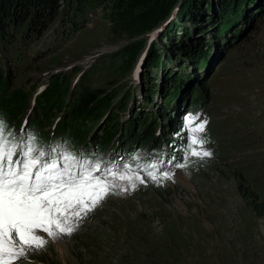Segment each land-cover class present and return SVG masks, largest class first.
<instances>
[{
	"label": "rangeland",
	"instance_id": "rangeland-1",
	"mask_svg": "<svg viewBox=\"0 0 264 264\" xmlns=\"http://www.w3.org/2000/svg\"><path fill=\"white\" fill-rule=\"evenodd\" d=\"M115 1L96 4L95 9L86 6L73 18L69 12L63 16L64 25L60 22L57 33L51 31L28 46L17 42L7 50L11 65L7 64L6 70L12 78L5 93L0 92V119L8 129L15 133L29 124L30 133L32 124L43 120L37 131L39 141L63 135L68 151L101 163L102 171L97 175L113 168L131 177L113 181L109 176L111 191L75 222L70 236L53 240L38 232L47 240L45 247L38 249L42 254L39 261L264 264V216L255 209L256 204L264 203V16L239 20L237 31L233 24L221 26V40H216L209 25L183 22L179 17L170 32L177 43L199 40L203 47V58L198 53L197 62L192 63L172 52L171 59L164 60L169 42H161V38L176 20L177 11L171 21L157 26L161 27L159 33L151 32L155 27L142 33L133 28L129 34L118 25L112 6ZM72 8L73 14L77 7L74 4ZM214 8L207 16L216 21L219 6ZM76 24L80 27L74 28ZM235 35L238 38L232 41ZM229 37L231 48L227 46ZM145 40V48L137 53V44ZM152 49L163 56L161 66L152 64ZM99 52L103 54L95 59L83 80L74 84L85 68L81 63ZM47 73L48 77L43 78ZM47 79L51 80L49 91L27 120L33 93ZM150 88L153 94H149ZM147 95L149 100L145 99ZM175 102L187 111L173 113L170 107ZM164 108H170V113ZM69 114L83 120L72 133L77 138L70 133L73 123ZM189 114L198 117L197 125L207 121L204 131L198 133L206 142L202 147H193L209 151V157L191 155L189 133L184 128ZM56 117L64 118L53 131ZM131 122L136 123L134 132L138 135L128 139ZM155 122L165 126L167 136L163 139L169 148L167 154L160 152L151 165L143 159L147 150L139 152L134 144L144 131L148 134L147 148L157 129ZM122 134L124 140L119 144ZM38 146L46 151L43 143ZM109 155L123 161L116 163ZM124 165L129 169L125 170ZM148 172L157 179H151ZM165 172L172 178L165 179ZM32 255L34 251L17 264H33L31 259L38 257Z\"/></svg>",
	"mask_w": 264,
	"mask_h": 264
},
{
	"label": "snow or ice",
	"instance_id": "snow-or-ice-1",
	"mask_svg": "<svg viewBox=\"0 0 264 264\" xmlns=\"http://www.w3.org/2000/svg\"><path fill=\"white\" fill-rule=\"evenodd\" d=\"M198 117H185L191 155L209 157V151H197L195 145L206 142L198 133L207 121L195 124ZM23 131V130H22ZM125 170L128 165L123 166ZM184 167V165H177ZM100 162L81 159L56 146L45 152L36 138L16 140L15 134L0 119V264H17L29 253L44 248L47 240L71 235L76 223L97 207L111 191V176L131 180L130 176L113 168L103 169ZM148 176L156 180L152 172ZM165 179L172 177L163 173ZM143 182V181H141Z\"/></svg>",
	"mask_w": 264,
	"mask_h": 264
},
{
	"label": "trees",
	"instance_id": "trees-1",
	"mask_svg": "<svg viewBox=\"0 0 264 264\" xmlns=\"http://www.w3.org/2000/svg\"><path fill=\"white\" fill-rule=\"evenodd\" d=\"M106 1L107 0H0V50H2L4 54L2 55L0 53V62L2 63L0 66V92L5 93L8 85L7 82L9 83L12 78L3 67V60H5L7 64H10L11 62V59L7 57V50H9V48H14L13 45L17 42L21 43L23 46H28L32 42L40 40L45 34L50 32L52 27H54L57 23L62 22L63 26V16L68 15L69 12V14L72 15L71 18H73L78 15V11L82 12L86 6L95 9L96 4H102ZM208 1L116 0L112 6L115 11L114 15L117 16L118 25H120L127 32H131L133 28H135V31L141 29L140 33L147 30L149 31L150 29L152 30L160 23H163V21L165 22L166 20L171 19V17H173L172 15H174L177 11L176 20L172 21L171 24L167 26L164 31L163 38H161V42L165 39L166 42L170 43H168V45L174 47L169 48V46L166 45L168 53L166 52L165 57L167 55L168 56L164 60H169V58L171 59L172 56L170 53L172 52L173 55L176 53V56L179 58L184 57L185 59L193 61L192 63H196L197 61L195 57L198 58V53L203 52V47L199 44V40H179V43H177V37L170 34V32H172V28H176V24L179 22H176L178 19H183L181 20L183 22H186L187 20L190 22L194 21L195 25H198L200 23L199 21H201L203 23L201 24L203 27L205 25H209L210 29H214V36L216 40H221L222 36H220L221 33L219 32L221 26L226 25L229 27L231 24L235 26L239 20L243 19L249 21L251 17L253 18L256 16L260 19L261 16H264V0ZM212 1L214 3H212ZM74 4L77 8L72 14V6ZM215 6H219V18H217L216 21H214L211 16H207V12L209 13L210 11H214ZM249 6H254L255 9H250L251 7L248 9ZM254 10L257 12L254 13ZM79 27L80 26L77 24L74 25V28ZM236 28L237 26H235V30L237 31L238 28ZM55 31H57V29H55ZM237 38L238 35L233 36L232 41H235ZM227 40V46L231 48L233 44L230 42V37L227 38ZM139 42L140 43L137 44V48H135L137 53L142 47H144L145 44V41ZM131 46L133 47L135 45ZM126 49L131 50L132 48ZM149 56H152V64L157 66H159V64L161 66V63L163 64V56L156 53L154 49L149 51ZM200 56L203 58V53L200 54ZM162 71L165 72V70ZM168 76H171V72L168 73ZM151 91L153 94L154 90L151 88L148 90L149 94H151ZM187 94V96H190V92ZM149 97L150 96L147 95L145 96V99L149 100ZM176 107L177 106H173L170 108L173 109ZM167 109L168 108H164L163 111H169ZM167 113L164 116V120L167 119ZM177 113L179 115L181 112L177 111ZM69 116H71V114H69ZM137 119L138 123H140V118ZM70 120L72 119L70 118ZM130 124L132 126L131 131H133L134 135L136 123L131 122ZM162 128L163 136H167L166 131L164 130L165 126L162 125ZM109 130L110 127L107 128V131ZM144 135L146 136V134ZM255 209L258 214L264 216V203L256 204Z\"/></svg>",
	"mask_w": 264,
	"mask_h": 264
},
{
	"label": "bare ground",
	"instance_id": "bare-ground-1",
	"mask_svg": "<svg viewBox=\"0 0 264 264\" xmlns=\"http://www.w3.org/2000/svg\"><path fill=\"white\" fill-rule=\"evenodd\" d=\"M168 22V20H166L165 22H163V23H167Z\"/></svg>",
	"mask_w": 264,
	"mask_h": 264
}]
</instances>
